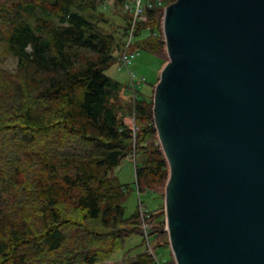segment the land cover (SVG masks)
Masks as SVG:
<instances>
[{
	"label": "trees",
	"instance_id": "trees-1",
	"mask_svg": "<svg viewBox=\"0 0 264 264\" xmlns=\"http://www.w3.org/2000/svg\"><path fill=\"white\" fill-rule=\"evenodd\" d=\"M172 1H143L131 51L162 57L163 10ZM99 2L0 0V264H96L131 235L145 246L166 234L163 204L124 215L133 187L113 172L141 155L136 191L164 198L168 166L152 111L159 76L150 93L135 88L132 97L128 81L106 73L133 17L124 9L118 39L84 15ZM9 57L14 70L4 67ZM120 264L156 258L143 248Z\"/></svg>",
	"mask_w": 264,
	"mask_h": 264
},
{
	"label": "water",
	"instance_id": "water-1",
	"mask_svg": "<svg viewBox=\"0 0 264 264\" xmlns=\"http://www.w3.org/2000/svg\"><path fill=\"white\" fill-rule=\"evenodd\" d=\"M153 119L175 264H264V0H174Z\"/></svg>",
	"mask_w": 264,
	"mask_h": 264
},
{
	"label": "rangeland",
	"instance_id": "rangeland-1",
	"mask_svg": "<svg viewBox=\"0 0 264 264\" xmlns=\"http://www.w3.org/2000/svg\"><path fill=\"white\" fill-rule=\"evenodd\" d=\"M98 1H100V4L97 6L96 10L87 11L84 13V15L94 23L98 24L103 30L109 33H113L116 38L119 39V37L122 36L121 30L123 26H125V21L123 20V18L125 15L124 9H128L125 6L127 2L124 6H122L116 5L114 3L115 0ZM143 1L150 2V0ZM128 3L132 5L131 0H129ZM145 34L146 33H143V35ZM116 53L120 55L121 51H118ZM119 55L118 60L111 64V66L106 70V73L111 77L119 80L120 82L124 83L128 81L131 87L130 92L132 97H134L135 95V88L144 93H150L151 88H149V83L153 82L154 78L157 75L159 76L162 66L167 61L166 50L161 55L162 57L160 59L157 56L146 51L138 52V54L135 55L132 63L128 66V70L125 68H121ZM15 64V58L9 57L5 60L4 67L8 70H14ZM142 75L145 77V80H143ZM132 80L135 81L134 87L131 84ZM130 119L133 121V118ZM129 121L130 120L128 118L127 122ZM141 159V155H137L136 158L126 157L120 163V165L116 166L113 170L114 175H116L117 179L121 183H127L133 187L132 190H129L127 192L126 199L123 203L124 215L126 217L130 216L136 210H139L143 214L146 210L154 211L161 207L162 204L164 206V198H161L162 195L160 193L158 195L151 192L140 194L135 189V163H140ZM165 228L166 222L164 225V229ZM165 233L166 234H164L158 240L153 239L148 241L146 238L145 246H140L142 239L141 236L131 235L126 239V243L123 249L115 251L107 260L96 264H120L121 262H129L130 260H133L135 258V254L141 251L143 248L147 249L153 255V257L156 258V264H175L173 254L169 246L168 234L166 230ZM166 242H168V245ZM157 243L159 244V247L156 248L155 246L157 245ZM165 244L167 246H164Z\"/></svg>",
	"mask_w": 264,
	"mask_h": 264
},
{
	"label": "built area",
	"instance_id": "built-area-1",
	"mask_svg": "<svg viewBox=\"0 0 264 264\" xmlns=\"http://www.w3.org/2000/svg\"><path fill=\"white\" fill-rule=\"evenodd\" d=\"M128 1L129 0H127V3L125 6L133 13V20H132L131 25L128 26V28L126 29V33L123 39V46H122L121 54L119 55V62L121 64L120 65L121 68H125L127 70H128V66L132 63L135 55L138 54V51H131L130 46H131V43L133 40V34H134V21L140 15V12L142 10V5L144 4L143 0H131L132 5H130ZM146 3L148 4V6H150L149 1H147ZM131 84L134 87L135 81L132 80ZM143 228L146 229V223L144 221H143Z\"/></svg>",
	"mask_w": 264,
	"mask_h": 264
}]
</instances>
